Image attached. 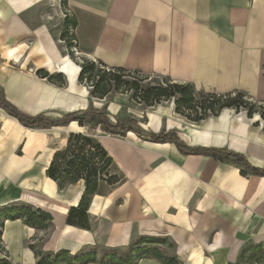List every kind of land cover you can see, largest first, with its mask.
I'll return each instance as SVG.
<instances>
[{"label":"crops","instance_id":"0c3cea01","mask_svg":"<svg viewBox=\"0 0 264 264\" xmlns=\"http://www.w3.org/2000/svg\"><path fill=\"white\" fill-rule=\"evenodd\" d=\"M48 4L0 0V86L9 102L32 116L85 109L91 102L77 79L80 63L75 61V72L62 69L61 61L70 55L51 32ZM60 13L55 31H62L65 13L75 19L70 31L83 59L190 84L196 93L242 92L264 104V0H63ZM38 70L55 79L37 75ZM126 101L120 94L113 98L122 105ZM171 109L161 103L129 113L145 129L176 130L188 146L227 149L264 168L258 115L224 108L192 124ZM50 129L66 134L47 138ZM80 131L77 121L27 128L0 108V208L26 203L49 214L52 224L45 231L48 223L31 227L22 218L5 219L1 210L0 240L6 250L3 256L0 248V260L43 264L35 255L37 242L46 255L60 249L78 252L100 241L113 252L130 248L134 257L148 244L145 238H157L173 244L181 264H247L245 245L264 243V176L242 175L229 160L184 154L172 142H152L131 131L123 137L97 136L125 179L91 197L89 229L67 224L83 182L73 204L79 181L59 190L46 169L68 134ZM46 181L54 184V195L42 192ZM109 253L100 262L93 254L79 255L75 264H118ZM157 256L141 254L128 264H163L164 255Z\"/></svg>","mask_w":264,"mask_h":264},{"label":"trees","instance_id":"16d2710c","mask_svg":"<svg viewBox=\"0 0 264 264\" xmlns=\"http://www.w3.org/2000/svg\"><path fill=\"white\" fill-rule=\"evenodd\" d=\"M75 24V19H68L65 13L60 39L70 49L74 46V36L71 34L70 29ZM79 65L80 71L77 79L78 82L85 81L91 86L89 91L90 99H105L107 96L113 94V92L121 89L129 91V97L133 96L140 103H144L148 107L162 100L175 98L177 112H190L194 109H196L194 110L195 113L196 111H201L199 115L194 116L192 119L189 118L190 114H185L187 118L194 121L206 118L208 112L216 115L224 108H237L240 106H248L246 114L248 117H251L255 112V108L264 107V104L249 103L248 101L250 100L242 92L225 95L196 93L190 84H178L170 82L168 79V83H165V86L145 85L147 87L143 89L139 85V80L148 78L149 76L147 75L122 68H110L99 61L87 59H82ZM37 74L41 75V77H47L49 80L55 79L52 76H48L47 72L43 70H38ZM132 76L138 77V79L128 80ZM56 78L60 83L62 82L60 75L56 76ZM0 108L27 128L37 129L66 126L72 121H77L78 125L83 127L84 131L70 132L68 134L65 146L53 153L46 169V176L56 183L59 190L76 184L78 181L83 182L84 188L79 202L76 206L70 207L66 217L67 224L82 229H89L86 211L91 197L94 194L103 193L100 189L101 185L107 184L111 188L122 183L125 179L121 172L116 171L112 158L97 140L96 131L121 137L125 136L128 131H131L137 136L147 138L152 142H172L184 154H206L217 159L229 160L240 166V173L242 175L264 176V168L251 165L241 154L223 148L188 146L178 137L176 130L155 133L143 128L138 120L131 116L112 120L105 107L95 108L89 104L85 109L72 110L58 115L39 113L32 116L23 113L9 102L5 98L3 89L0 86ZM261 115L264 116L263 113ZM2 215L5 219L22 218L31 227H41L51 221L49 214L29 204L6 207L3 209ZM144 240L148 243L158 244L166 242L157 238H145ZM62 253L65 252L59 253L57 257L62 255ZM142 254L144 256L153 255L159 257L155 253V250H146ZM85 256L83 254V257ZM128 261H121L119 264H128ZM246 262L248 264H262L264 262V243L251 247ZM162 263L177 264V261L175 258L164 256L162 257ZM0 264H8V262L2 259L0 260Z\"/></svg>","mask_w":264,"mask_h":264},{"label":"rangeland","instance_id":"374dc122","mask_svg":"<svg viewBox=\"0 0 264 264\" xmlns=\"http://www.w3.org/2000/svg\"><path fill=\"white\" fill-rule=\"evenodd\" d=\"M61 6H62V0H49V4L47 5V9L50 13V29H51V32L53 34V36L55 37V40L57 42V44L59 45V48L62 49L65 53H69V57H71V59L75 62H78L80 63L82 61L83 58H81L78 54H77V51L74 49H70L68 47L65 46V43L64 41H62L60 39V32H57L55 31V29H57L58 27H60V25H58V20H57V16H61ZM38 75V74H37ZM55 75V74H54ZM40 76V75H39ZM133 79H138V77H135V76H132V77H129L128 80H133ZM82 86H84L87 90H88V93L90 91V88L91 86L89 85L88 82H85V81H82V82H79ZM165 83H168L167 79L163 76H155V75H152V76H149L148 78L144 79V80H139V85L141 88L145 89L147 86L145 85H160V86H165ZM128 92L129 91H126L124 89H121V90H117L116 92H113V94L107 96L105 99H97V98H89L90 99V104L91 106L95 107V108H102V107H105L106 111L108 112L109 116L111 117V119L113 120H116V119H121L125 116H133L131 113H129V109L130 110H137L138 109H141L142 111L148 109L149 107L148 106H145L144 103H140L138 100H136L133 96L132 97H129L128 96ZM117 94H120V95H123L126 97V103L124 105L118 103V102H113V98L115 95ZM243 100V98H242ZM95 102H97L98 104H95ZM249 103H252L254 101L250 100L248 101ZM163 103V105H170L172 107V112L177 114L178 116L182 117L185 121H188L189 123H192V124H199L201 123L202 120H197V121H194V120H190L192 119L194 116L196 115H199L201 113V111H196V113L194 112V110L190 111V112H185L184 113H179L176 111V105H175V98H169V99H166V100H162L161 102L157 103V104H161ZM111 104H112V107H111ZM155 105V103H154ZM152 105V106H154ZM257 105V104H256ZM111 107V108H110ZM248 107V106H247ZM246 106L243 107V106H240V107H232V108H228V109H231L233 111H238L240 112L241 110L245 111L246 113ZM255 112L252 114L251 117H253V115H258V121L255 123L256 126H259L261 127L262 129H264V116H262L261 114L263 113L264 114V107H257L254 109ZM221 112V110L218 112V114ZM190 114V119L187 118L185 116V114ZM216 114V115H218ZM207 117H211V116H216V115H212L210 114L209 112L206 114ZM247 115V114H246ZM262 116V117H261ZM206 117V118H207ZM138 120V119H137ZM142 123H144V120L141 119L140 120ZM141 124V123H140ZM143 125V124H141ZM62 131H57V130H52L50 129L49 134H48V137L47 138H63L64 135L66 134V130L65 129H60ZM84 131V129H83ZM63 133V134H62ZM100 136V135H104L102 132L100 131H96V137L97 136ZM98 138V137H97ZM51 145H53V143L51 142ZM79 189L82 187V182L80 181L79 182ZM101 191L102 192H106L108 189H109V186L107 184H102L101 187H100ZM79 190H77L76 193H74L75 195L78 193ZM26 203H22V202H16V203H10L8 204L7 206L5 207H1L0 208V211L3 210L4 208L6 207H12V206H20V205H25ZM51 221L48 222V225L45 229V231L48 229V231L51 229ZM102 244L100 241H98V243H96V245L92 246V247H89V249H81L77 252L74 251H68L66 249H60V250H57L55 252H51L50 254H42V250L40 248V242H37L34 246V251H35V255L38 256V260H39V263L41 262H44L43 264H47L48 262L50 261H55V264H75L77 263V259L79 257L77 256H83L84 255H94V256H97L96 258H98V262H100V260H102V256L103 255H107L108 252L109 255H110V260L113 259L111 262L112 263H121V261H132L133 259L137 258V256L141 255L142 253H144L146 250H155V253H158V254H161V255H164L165 257H172V258H175L176 261H177V264H181L180 260L178 259V257L176 255L173 254V244L170 242V241H166L164 242L163 244H157V243H145L143 245V249L140 250V252L137 254V255H133L131 254L130 252V248H127V249H121V250H114L113 251H110V250H105V248L101 247ZM0 248H1V252L2 250H6L5 246H2L1 244V240H0ZM88 248V247H87ZM251 248L246 246L244 247L243 249V254H242V257L243 259L242 260H245L246 261V258L250 252ZM61 252H65V253H62V255H60L59 257H57V255ZM38 253V254H37ZM3 256H5V251L2 252ZM96 254V255H95ZM7 257V256H6ZM5 257V258H6ZM105 257V256H104ZM132 257V258H131ZM247 263V262H246ZM248 264V263H247ZM264 264V262L262 263Z\"/></svg>","mask_w":264,"mask_h":264},{"label":"bare ground","instance_id":"6f19581e","mask_svg":"<svg viewBox=\"0 0 264 264\" xmlns=\"http://www.w3.org/2000/svg\"><path fill=\"white\" fill-rule=\"evenodd\" d=\"M62 62V64L63 63H65L66 65L65 66H63V68L62 69H65V70H71L72 72H75L76 70H77V68H79V66L77 65V63L76 62H74L72 59H71V57H69L67 54L64 56V58H63V60L61 61ZM43 167V166H42ZM43 178V177H42ZM40 179V178H39ZM35 180H36V178H35ZM42 181H43V179H42ZM43 188V190H42V192L43 193H45L46 195H54V184L52 183V182H45L44 183V186L42 187ZM40 189V188H39ZM81 189V188H80ZM80 189H79V191H80ZM79 191H78V193L72 198V200H71V203H75L76 202V200H77V196H78V194H79ZM23 198H25V200H27V201H29V202H32L31 200H32V197L31 196H24ZM15 200H23V199H21L19 196L17 197V196H15V198H14ZM26 201V202H27ZM69 205V204H68Z\"/></svg>","mask_w":264,"mask_h":264},{"label":"built area","instance_id":"2783aa9c","mask_svg":"<svg viewBox=\"0 0 264 264\" xmlns=\"http://www.w3.org/2000/svg\"><path fill=\"white\" fill-rule=\"evenodd\" d=\"M63 41V40H62ZM75 46H72V49H74ZM128 96H130V94H128Z\"/></svg>","mask_w":264,"mask_h":264}]
</instances>
